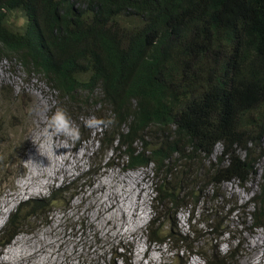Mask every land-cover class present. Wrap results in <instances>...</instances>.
I'll return each instance as SVG.
<instances>
[{
  "label": "trees",
  "instance_id": "16d2710c",
  "mask_svg": "<svg viewBox=\"0 0 264 264\" xmlns=\"http://www.w3.org/2000/svg\"><path fill=\"white\" fill-rule=\"evenodd\" d=\"M0 58L43 76L76 123L87 109L114 114L98 141L126 168L152 165L153 242L193 251L175 230L177 210L201 206L204 215L223 182L246 187L264 157V0H0ZM13 95L1 87L0 103ZM65 192L21 203L0 249L46 222ZM251 204L252 225L264 228V176ZM226 206L221 223L203 222L215 237L230 233ZM231 253L199 255L230 264Z\"/></svg>",
  "mask_w": 264,
  "mask_h": 264
},
{
  "label": "rangeland",
  "instance_id": "374dc122",
  "mask_svg": "<svg viewBox=\"0 0 264 264\" xmlns=\"http://www.w3.org/2000/svg\"><path fill=\"white\" fill-rule=\"evenodd\" d=\"M1 87L14 95L11 105L0 103V230L21 203L47 198L58 188L70 193H63L64 201L54 204L46 222L16 233L1 247L0 264H180L179 257H184L181 264H208L199 252L211 256L212 250L222 254L232 250L230 264H254L257 252L261 256L257 264L263 262L264 229L253 227L250 201L259 189L264 162L246 187L238 181L223 182L217 207L208 201L204 215L201 206L194 212L190 206L177 210L175 230L194 245L193 251L183 253L186 244L156 243L148 236L156 195L151 164L126 168L124 157L102 148L97 136L102 128L83 127V120L92 115L89 109L78 116L79 123L71 118L81 132L75 143L65 147L63 137L46 135L47 121L59 108L57 95L43 77L26 73L17 62L0 58ZM8 134L12 139L4 142ZM221 149L218 145L216 151ZM98 162L101 166L94 173ZM225 206L226 211L230 208V233L215 237L203 222L208 218L221 223ZM171 216L162 219L168 223Z\"/></svg>",
  "mask_w": 264,
  "mask_h": 264
},
{
  "label": "clouds",
  "instance_id": "9594fccd",
  "mask_svg": "<svg viewBox=\"0 0 264 264\" xmlns=\"http://www.w3.org/2000/svg\"><path fill=\"white\" fill-rule=\"evenodd\" d=\"M23 22V21H21ZM7 60V59H4ZM9 61V60H7ZM17 62L16 60H12L9 61L10 63L12 62ZM18 63V62H17ZM19 64V63H18ZM20 65V64H19ZM21 66V65H20ZM22 67V66H21ZM22 69L24 70V68L22 67ZM25 71V70H24ZM26 72V71H25ZM27 73V72H26ZM33 74V73H32ZM43 77V76H41ZM44 78V77H43ZM45 79V78H44ZM115 123V116L114 114H106L103 116H96V115H90L88 117H86L82 124L84 128H87L89 130L92 129H107L110 126H112ZM45 134H51V136L56 137V136H60L63 137L68 143H66L64 146L68 147L70 146L71 143H75L76 141H78L80 139L81 136V132H80V126L75 125L72 120L71 117L69 116V114L67 113V111L64 108H57L55 110V112L49 117L48 121H47V127L45 129ZM12 139V138H11ZM218 145H221V143H218L216 145V148ZM222 146V145H221ZM111 150V149H110ZM222 150V149H221ZM221 150L218 152L216 151V153H220ZM113 151V150H112ZM114 152V151H113ZM115 153V152H114ZM264 162V157L260 160L258 166ZM152 166V165H151ZM95 167H98V165H95ZM258 170V169H257ZM257 174V173H256ZM264 176V174L261 175L260 180L262 179V177ZM254 178V177H253ZM253 180V179H252ZM256 193V192H255ZM255 195V194H254ZM253 195V196H254ZM252 196V197H253ZM251 204V201H250ZM252 205V204H251ZM253 207V206H252ZM189 223H192L191 219H189ZM254 227V226H253ZM262 228V227H259ZM264 229V228H263ZM1 231V230H0ZM229 234V233H228ZM189 252V251H186ZM220 253V252H219ZM229 253V252H228ZM222 254V253H221ZM227 254V253H226ZM226 254H222V255H226ZM179 257V263L181 264L184 261H180ZM184 259V257H182ZM206 261V260H205Z\"/></svg>",
  "mask_w": 264,
  "mask_h": 264
},
{
  "label": "bare ground",
  "instance_id": "6f19581e",
  "mask_svg": "<svg viewBox=\"0 0 264 264\" xmlns=\"http://www.w3.org/2000/svg\"><path fill=\"white\" fill-rule=\"evenodd\" d=\"M130 182H131V181H130ZM101 183H102V181H101ZM133 185H134V184H133ZM134 187H135V186H134ZM129 188L131 189L132 186H131V187H130V186H127V190H128ZM132 189H133V188H132ZM134 191H135V190H134ZM134 191H130L129 193H130V194H133V193H134V194H135V195H134L135 198L138 199V197L136 196V192H134ZM137 195H138V194H137ZM132 196H133V195H132ZM135 198H134V199H135ZM141 198H144V196H141ZM132 199H133V198H132ZM106 202H107V201H106ZM107 209H109V208H107ZM256 256H257V258H255V263H254V264L259 263L260 261L258 262V261H256V260H260V259H261V256H260V254H259L258 252H257V255H256ZM191 260H193V259H191ZM263 262H264V256H263ZM263 262H262L261 264H263ZM190 264H198V263H197V262H193V263L190 262Z\"/></svg>",
  "mask_w": 264,
  "mask_h": 264
}]
</instances>
